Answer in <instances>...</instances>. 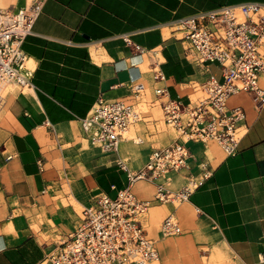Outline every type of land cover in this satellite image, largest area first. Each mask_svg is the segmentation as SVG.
<instances>
[{
    "label": "crops",
    "instance_id": "0c3cea01",
    "mask_svg": "<svg viewBox=\"0 0 264 264\" xmlns=\"http://www.w3.org/2000/svg\"><path fill=\"white\" fill-rule=\"evenodd\" d=\"M2 1L10 8L25 2ZM244 1L264 2L42 1L32 31L22 42L30 84L9 90L0 112V264L43 261L56 239L75 228L80 210L96 194L114 198L129 184L126 168L139 169L154 148L175 140L174 129L175 135L170 136L159 127L165 122L155 88L162 86L170 97L187 103L204 95L195 84L204 83L210 74L221 78V72L215 63L199 66L188 60L172 25L183 16ZM123 33L145 49H159L163 80L153 78L148 54L130 50L120 37ZM132 79L141 81L145 91L152 90L150 100L146 92L141 99L133 96ZM259 85L264 88V73L259 75ZM99 96L139 107L145 103L160 114L154 117L142 110V119L126 130L132 136H123L116 151L104 152L81 127V119ZM227 105L244 111L245 133L237 151L227 154L216 141H188L187 166L161 180L177 182V176L183 177L179 186H167L177 190L189 175L200 172L202 162L210 170L189 198L172 206L168 214L181 225L186 245L193 242L208 252L221 250L225 264H264V104L256 105L250 94L240 91L228 97ZM131 189L137 198L151 200L155 185L141 179ZM149 208L142 218L145 229L151 218ZM158 235L155 242L164 238L159 230ZM170 243L156 244L160 264ZM186 249H177L176 262L165 264H200ZM181 253L196 261H180Z\"/></svg>",
    "mask_w": 264,
    "mask_h": 264
},
{
    "label": "built area",
    "instance_id": "2783aa9c",
    "mask_svg": "<svg viewBox=\"0 0 264 264\" xmlns=\"http://www.w3.org/2000/svg\"><path fill=\"white\" fill-rule=\"evenodd\" d=\"M43 0H25L16 8L3 7L0 0V110L8 90L30 84L31 71L22 49L23 39L32 31ZM184 44L185 56L199 66L215 63L221 78L210 74L195 87L204 95L183 102L172 98L162 86L155 88L160 100L163 121L176 131L168 145L154 148L145 164L137 170H127L128 186L114 198L104 193L94 196L92 203L82 207L75 228L59 238L38 264H156L159 258L156 242L148 235L142 218L152 202L180 203L187 200L201 183L208 168L200 164V175H189L177 190L169 189L161 180L170 171L187 166L191 156L188 141H216L227 154L237 151L245 133L244 111L229 107L230 95L244 91L256 105L264 104V88L259 75L264 73V2L244 1L224 4L183 16L172 25ZM127 47L147 53L155 80H163L158 48L145 49L132 42L129 33L120 34ZM130 89L141 99L144 84L132 79ZM143 111L124 99L99 96L81 127L92 143L104 152H114L129 126L142 119ZM118 164L126 167L123 161ZM141 179L154 183L151 200L137 198L131 185ZM161 236L182 232L173 214L166 215L159 226Z\"/></svg>",
    "mask_w": 264,
    "mask_h": 264
},
{
    "label": "rangeland",
    "instance_id": "374dc122",
    "mask_svg": "<svg viewBox=\"0 0 264 264\" xmlns=\"http://www.w3.org/2000/svg\"><path fill=\"white\" fill-rule=\"evenodd\" d=\"M12 1H14V0H12ZM7 4L8 3H5L4 6H6ZM13 88L14 87H11L9 90H12ZM24 89H26V88H24ZM145 92H146V99L150 100L151 97H152V90L151 89H146ZM140 108L142 110H144V112L145 111L146 112H148V111L149 112H152V114H153L154 117H156L157 114H160V110H158V111L151 110V109H149V106L146 105L145 103H143L142 105H140ZM1 111L2 110H0V112ZM159 125H160L159 126L160 129H162L163 131L166 130L167 131V134H170V136L171 135L172 136L175 135V132H174L173 128H169L162 121L160 122ZM124 136H125V138L126 137L127 138H130L132 135H131L130 132H126V133H124ZM128 145H129V142H128ZM216 154H217L216 157H218V153H216ZM213 163H215V160H213ZM168 173L169 172H167L165 175H168L169 176ZM197 175H200L201 176L200 172H198ZM177 177L179 178L177 182H174L175 179L166 178L164 180V183L168 187L175 188V187L179 186V184L181 183L179 180H184V178L181 177V176H177ZM157 203L158 202H156L154 205L151 206V208H149L150 209L149 210V214H151V218L148 221V223H146V229L148 230L149 235L152 236L155 239H157L159 237L158 230H159V224H160L162 218L171 211L172 206H179V205L182 204V202H180L179 204L178 203H175L174 205H170V204H167V203H161V204H157ZM77 208L79 210V207H77ZM153 208H156L158 210L155 211V212H153L152 211ZM184 216H186V215H184ZM183 235H184V231H182L179 234L167 236V237L161 238L160 240H157L156 244H159V242H161V240L171 241L169 248H167L166 245H165L167 254H166L165 261H163V263L161 262V264H165L167 261H175L174 260V253H175V251L177 249H182L183 250V249H185V246H187L186 254L188 256L193 257L194 259H197L200 262V264H225L224 263V259H225L224 257L225 256L221 252V250H218V251H215V252H208V251H210L208 248L203 247V246L202 247L195 246L193 244V242L187 243V245H186V241L181 240V239H183V237H182ZM64 236L65 235H63L61 237H58L56 240L58 241L59 238H63ZM208 253H209V256H206V254H208ZM186 254L181 253V260L180 261H183V260H190L192 262L193 261H196V260L187 258V255ZM156 264H160V258L156 262Z\"/></svg>",
    "mask_w": 264,
    "mask_h": 264
},
{
    "label": "bare ground",
    "instance_id": "6f19581e",
    "mask_svg": "<svg viewBox=\"0 0 264 264\" xmlns=\"http://www.w3.org/2000/svg\"><path fill=\"white\" fill-rule=\"evenodd\" d=\"M1 2H2V5L4 6V4H3V1L1 0ZM7 6V5H6ZM6 6H4V7H6ZM158 260H159V258H158Z\"/></svg>",
    "mask_w": 264,
    "mask_h": 264
}]
</instances>
